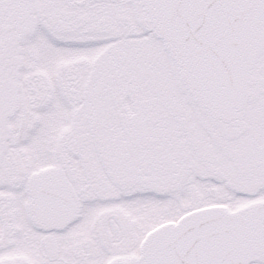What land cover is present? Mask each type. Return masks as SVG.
Listing matches in <instances>:
<instances>
[{"label":"snow or ice","instance_id":"snow-or-ice-1","mask_svg":"<svg viewBox=\"0 0 264 264\" xmlns=\"http://www.w3.org/2000/svg\"><path fill=\"white\" fill-rule=\"evenodd\" d=\"M0 264H264V0H0Z\"/></svg>","mask_w":264,"mask_h":264}]
</instances>
